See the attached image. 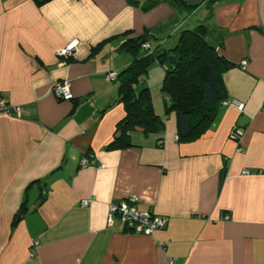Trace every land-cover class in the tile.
Here are the masks:
<instances>
[{"label":"crops","instance_id":"0c3cea01","mask_svg":"<svg viewBox=\"0 0 264 264\" xmlns=\"http://www.w3.org/2000/svg\"><path fill=\"white\" fill-rule=\"evenodd\" d=\"M150 2L0 0V94L20 107L0 114V264H264V0ZM199 25L234 63L223 80L243 109L222 103L199 138L180 140L160 64L147 86L164 128L109 147L126 111L107 74L144 54L123 43L168 49ZM60 81L72 100L54 94ZM129 196L167 225L146 235L111 223L110 205Z\"/></svg>","mask_w":264,"mask_h":264},{"label":"trees","instance_id":"16d2710c","mask_svg":"<svg viewBox=\"0 0 264 264\" xmlns=\"http://www.w3.org/2000/svg\"><path fill=\"white\" fill-rule=\"evenodd\" d=\"M43 4L49 0H36ZM161 0H151L149 6ZM176 1V0H175ZM146 36L128 38L123 48L128 51H144L140 57L119 72L120 100L126 114L117 124L115 139L109 147L130 145L129 132L141 128L145 134L158 133L165 125L163 118L155 111L150 87L143 85L149 68L155 62L165 67L162 90L165 108L174 111L178 120L179 139L193 141L199 138L215 121L219 107L227 100L223 73L234 63L227 60L218 48L207 40L206 26L183 30L172 48L143 49ZM27 211L25 205L16 215L19 222Z\"/></svg>","mask_w":264,"mask_h":264},{"label":"built area","instance_id":"2783aa9c","mask_svg":"<svg viewBox=\"0 0 264 264\" xmlns=\"http://www.w3.org/2000/svg\"><path fill=\"white\" fill-rule=\"evenodd\" d=\"M79 46V40H74L70 44H68L63 49L58 50V56H69L72 55L75 49ZM143 49L147 52L152 51V47L149 41L143 43ZM247 60H244L242 65L246 68ZM119 72L116 70H112L108 72L107 78L109 81H116L118 78ZM54 94L62 100H72L74 98V94L71 90V84L68 81H60L54 86L53 89ZM224 105H233L243 109V104L236 101L227 99L223 101ZM20 112V107L11 105L1 94H0V114H17ZM242 132L235 128L231 133V136L234 139H239L241 137ZM94 160L86 154L81 158L82 166L93 165ZM104 166L103 164L101 165ZM243 173L250 174V170H245ZM83 206L89 204V200H84L82 202ZM109 217L111 223H114L116 218L120 221L124 230H130L136 233H142L146 235H152L157 230L164 228L168 223V217L159 215L154 212L152 208H140L138 206V199L136 196H129L128 198H123L120 201L113 203L110 205Z\"/></svg>","mask_w":264,"mask_h":264},{"label":"rangeland","instance_id":"374dc122","mask_svg":"<svg viewBox=\"0 0 264 264\" xmlns=\"http://www.w3.org/2000/svg\"><path fill=\"white\" fill-rule=\"evenodd\" d=\"M162 67V65H160V63L159 62H155V63H153L152 65H151V67L149 68V71H148V73L145 75V77H144V79L146 80V85H148L147 84V81H148V76H149V73H150V71L152 70V69H154V68H158V67ZM152 76V75H151Z\"/></svg>","mask_w":264,"mask_h":264}]
</instances>
